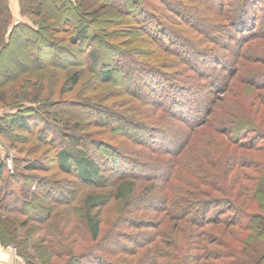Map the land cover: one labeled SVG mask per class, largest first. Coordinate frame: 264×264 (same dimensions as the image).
<instances>
[{
  "label": "trees",
  "instance_id": "16d2710c",
  "mask_svg": "<svg viewBox=\"0 0 264 264\" xmlns=\"http://www.w3.org/2000/svg\"><path fill=\"white\" fill-rule=\"evenodd\" d=\"M52 1L57 14L47 17V4L42 0L33 4L36 7L31 13L42 24L35 20L13 24L8 0H0V63L6 58L2 49L11 45L19 32L25 44L42 42L45 34L51 33L53 41L62 45L39 44L30 49L33 71L54 66L58 58L72 61L75 53L91 60L92 66L127 55L129 69L113 65L97 73L98 83L116 82L121 86L111 96L128 95L124 103L119 98L106 106L109 111L104 113L127 124L133 133L144 132L149 143L159 137L164 148L145 145L135 135H125L130 137L129 145L125 140L119 143L124 135L113 130L108 120L103 124L87 120L88 125L97 127L91 134L99 137L92 139L93 149H87L79 133L80 123L71 125L70 117L56 108L60 101L39 92L28 105L0 115V137L13 147L18 141L27 143L32 138L47 146L39 159H13V172L0 156V243L15 246L27 264H81L83 259L94 264H126L122 261L128 260L119 259V255H134L145 246L149 247L136 264H243L241 259L253 262L248 248L255 239L264 244V159L251 155L247 158L240 150L264 152V124L259 121H264V0H212L216 1L213 5L208 0H91L90 4L85 0ZM18 4L22 15L29 13L30 3L27 10L24 0H18ZM196 16L204 24L194 25L191 20ZM215 29L236 33H228V42L219 45L211 32ZM56 33L64 35L58 38ZM144 43L153 49L138 47V59L125 52L128 45ZM217 46L223 53H218ZM181 47H187L184 52L190 57L180 55ZM51 49L59 53L47 58ZM230 53L232 61L226 64ZM143 54L154 58L147 61L146 56L142 59ZM192 58L213 66L214 71H202L198 63H190ZM219 68L228 73L222 83L218 82ZM80 76V71L70 76L68 90L78 84ZM42 77L46 75L37 76L41 85ZM132 78L135 86L130 88ZM138 82L148 91L150 100L141 95ZM190 83L192 88L188 87ZM205 86L213 87V95L209 97L208 93L204 99L197 93ZM41 88L37 86L36 91ZM216 92L220 96L214 97ZM135 97L137 108L126 110L128 101ZM201 102H208L203 116L195 109ZM116 103L125 106L121 113L111 109L116 108ZM170 123L184 129L177 143L171 139L174 129ZM11 131L22 132L25 137H12ZM18 148L21 152L22 147ZM44 159L53 164L44 163ZM164 160L165 168L161 166ZM150 166L156 172H150ZM20 167L37 174L24 175L16 171ZM136 167L137 175L123 174V170L133 172ZM57 172L64 177L58 178ZM68 176L78 189L93 190L81 205L76 201L79 191L59 190L61 184H67ZM137 180L148 183L143 187L147 191L139 192L140 196L151 191L161 194L154 199L161 205L154 208L155 214H162L155 232L139 241L140 235L119 229L108 238L113 245L102 248L98 242L103 219L100 211L129 196ZM51 191L58 194L52 195ZM66 192L69 196L63 194ZM249 200L257 203L255 209L248 207ZM129 205L127 202L118 216L120 227L135 228L124 211ZM168 220L173 221L175 233L162 227L171 228ZM65 224H71L70 231ZM86 232L90 247L76 254L65 240L72 233L80 236ZM180 232H189L183 244L177 240ZM120 241L136 243L135 248H121ZM60 257L68 259L59 263Z\"/></svg>",
  "mask_w": 264,
  "mask_h": 264
},
{
  "label": "rangeland",
  "instance_id": "374dc122",
  "mask_svg": "<svg viewBox=\"0 0 264 264\" xmlns=\"http://www.w3.org/2000/svg\"><path fill=\"white\" fill-rule=\"evenodd\" d=\"M43 3H45V5L47 4L50 8H49V13L47 12L46 14H44L45 17L47 16H51L52 14H57V12L54 10V2L52 0H42ZM87 1L88 4H90L91 0H85ZM211 1V2H210ZM8 2H10L8 0ZM28 3H30L29 5V13H26L25 15H22L21 13H19L16 8H18V6H13L11 4H9L10 7V13L12 15V22L13 24H16L18 22H24V23H31L32 20L38 21L42 24L41 19L36 18L34 16L33 13H31L33 11V9H35L36 6H33V4H36V0H24V7L26 8L25 10H27V6ZM209 4L213 5L216 4L215 2H213L212 0H208L207 1ZM213 3V4H212ZM27 11V12H28ZM26 12V11H25ZM201 12V11H200ZM213 13V12H212ZM202 16L204 17V15L202 14ZM1 19V18H0ZM201 17H194L191 21L194 25H198V24H204L203 21H201ZM114 29V28H113ZM117 30V28H116ZM213 30V29H212ZM2 32V22L0 21V34ZM213 32L214 36L216 35L217 38H215L216 42L220 45L224 42H228V33L232 32V33H236L235 30H214L211 31ZM56 35H58L59 37H62L64 34L62 33H56ZM91 36V35H90ZM16 38L14 41L11 42V45H9L8 47L2 49L1 54L5 53L6 54V58L3 60V62L0 63V115H4L6 113H11L14 111H17V107H19L20 105H28V103L30 101H33V97H36L37 95H39L38 93L41 92V95L43 97H48L51 98L52 100L60 101L59 104H57L56 108H58L59 111H61L62 113H65L64 115H68L71 120L70 124L72 125L74 122H78L80 123V130L79 133L82 135V140H84L86 148L90 149L94 147L93 144H91V141H93L92 139H96L99 138L98 136L92 135L91 132L95 131L97 129L96 126L93 125H88L87 120L90 121H97V123L99 124H103L104 121L108 120L110 123V127L115 130H119L120 133H123L124 137L122 136V138H119V143H121L123 140H125V142L127 143V141H129L127 138L128 136H138L140 137L141 141L143 142V144H150L152 146H154L157 149H161L163 150V146H161L162 144L159 142V137L152 143H149L148 139H147V134H139V133H133L132 131H129V127L128 125H122L120 124L121 122H119L116 119H113L109 116H107V114H105L104 112H108L109 105L114 104L113 101H116L117 99H121L122 103H124L125 99H127L128 95L123 94L120 97H116L111 96L110 94H112L113 91L119 89L120 87L116 86V82L114 83H98L97 82V76H98V72L101 69H107L110 66H113L115 68H119L122 65L125 66L126 68L129 69L130 67V59L128 58L127 55H123L122 56H116L114 57V59H112L113 61H109L107 63L110 62V64L108 65L107 63L102 64V60L99 63H94V66H92V62L91 60H88V58H86L85 56L83 57H79L77 53H75L73 56H71V60L72 61H67V59L64 58H58L57 59V64H55L52 67H45L42 70H38V71H33V65L34 63L31 62L30 60V54H29V50L30 49H35L38 47L39 44H47L49 46H51V44H55L56 46H62L59 43H57V41H53L52 37H51V33L49 35L45 34L44 37V41H40L38 43H34V45H29V44H25V40H24V35L22 32H19V34L17 33L15 35ZM142 46V47H141ZM129 47V48H128ZM128 47H124L125 52L131 54L132 56H134L135 58H140V52L138 50V47L141 48H145V49H153L152 45H148L146 43H144L143 45H128ZM140 48V49H141ZM128 52H127V51ZM187 50V47H181L179 48V51L181 52L180 55H185V57H190V55L186 54L184 51ZM51 52L46 54L47 58H53V56L55 54H58L59 52L57 50H50ZM217 51L218 53H223V50L220 48V46H217ZM11 53V54H10ZM144 55V54H143ZM146 56V57H145ZM146 59H145V58ZM182 57V56H181ZM194 57V56H193ZM227 63L232 61L233 58V53L228 54L227 55ZM2 58V57H1ZM0 58V61H1ZM152 58H154L153 56L151 57H147V55H144L142 57V59L145 60H152ZM193 59V58H192ZM112 63V65H111ZM191 64L196 65V63H198V67H201L202 71H214V69H212L209 64H201L199 62V59L195 60H191L190 62ZM84 65V66H83ZM228 66V65H227ZM84 67V68H83ZM196 67V66H195ZM264 67V65L262 66ZM101 68V69H100ZM221 68H219V70L217 71V74H220V77H218L219 79V83H222L224 79H227L228 73L227 72H223L220 70ZM228 70V69H227ZM81 72V76L79 79V82L77 85L73 86V88L71 90L69 89L70 83H69V78L71 75H73L76 72ZM97 75H96V74ZM225 76H221L224 75ZM39 74L42 75H46V77H42V83L44 84H40L41 82L39 81V78H37V76H39ZM216 74V75H217ZM231 79V78H229ZM120 80H123L120 79ZM237 80H235L236 82ZM40 82V83H39ZM122 82V81H121ZM192 83V82H191ZM188 84L189 88H192V84ZM37 86H41L42 88L38 91H36V87ZM130 88H132L133 86H135V78L131 79V83H130ZM137 88L140 89V93L142 96H148V91L142 88L141 82H138V85H136ZM233 90V89H232ZM213 91V87L209 86L205 89H203V91H201L200 93H197V96L201 97V98H207L208 97V93H209V97L212 96L213 94H211ZM264 92V90H263ZM211 94V95H210ZM220 96V94H218V92H216L214 94V97ZM113 97V98H112ZM177 97H179L178 93H177ZM151 98L149 97V100ZM120 101V100H119ZM113 102V103H112ZM130 102V106L129 107H120L118 103H116V108H111L113 110H115V112L119 111L120 113L124 110V107L127 109H135L137 108V105H139L136 101V97L135 98H131L130 101H128V103ZM112 103V104H111ZM141 103V102H140ZM164 103V102H163ZM166 103V102H165ZM164 103V104H165ZM60 105V106H59ZM208 105V102H201L200 104L197 103V106H195L196 109V113L198 115L203 116L205 114V108ZM55 108V107H54ZM262 111L264 113V109L262 108ZM131 112V111H130ZM129 112V114H130ZM158 113V112H157ZM157 113L155 115H157ZM259 120V118H258ZM261 121V124H264V121ZM263 122V123H262ZM219 123V122H218ZM170 127L173 130V133L170 134L171 139H173V142L177 143L178 141L181 140L182 135L184 134V129L181 125H177L176 123L172 124L170 123ZM172 125H174L172 127ZM5 128H6V124H4ZM264 127V126H263ZM169 130V128H166V131ZM12 137L15 138H22L25 137V135L21 132V133H15L13 131L10 132ZM88 133L91 136H87ZM84 135V136H83ZM125 135L127 137H125ZM30 142L27 143H21L18 141L17 146L13 147L11 144H9L8 141H6L5 139L0 137V156L1 158L4 160H6V164H7V160L11 159V161L13 159L16 160H26V159H30V158H38L41 156H44V151L47 149V146H41L39 145L37 142H35L36 140H34V138L29 139ZM121 141V142H120ZM129 145V143H127ZM161 144V145H160ZM22 147L21 152L18 151L20 150L18 147ZM90 147V148H89ZM131 148L132 145L130 144ZM18 148V149H17ZM239 150V149H238ZM242 152H244V155L248 156H254L257 159H264V152H253V151H249V150H240ZM249 158H251L249 156ZM39 159V158H38ZM148 159V158H147ZM44 163H48V165H52L53 162H50L48 159H44L43 160ZM13 163V161H12ZM165 160L161 162V166L163 168H165L166 166ZM151 165V163H149ZM8 168V167H7ZM16 168V165H15ZM9 169V168H8ZM150 172H156V169H154L153 167H148ZM10 172L14 171V167L12 165V169H9ZM56 170V169H53ZM139 170L138 167H136V169L133 172H128V171H124L123 174H131L133 176L137 175L139 172L137 171ZM17 172H20L24 175L27 174H34L37 172L34 171H29V170H25L22 169L20 167L19 170H16ZM15 171V172H16ZM247 171H251L250 169ZM51 172V171H50ZM117 172H121V171H117ZM49 172H47L46 174L48 175ZM42 175V174H41ZM56 176L58 178H63L64 174L62 173H58L56 174ZM69 177V176H68ZM66 178V176H65ZM232 178V177H231ZM68 182L67 184H61V188H59L60 191H67L69 189L77 192L78 193V197H77V203L79 205H81V200H83L85 198V196L87 194H91V192L93 191L92 189H78L79 186H77L76 183L72 182V178L69 177L66 179ZM134 180V179H131ZM122 181H129V180H122ZM140 180H137L136 183L137 186L134 189V191L129 195L126 196V198L121 199L120 201H116V202H112L113 205H111L110 207L107 206L105 208H102V210L100 211L101 213L103 212V219H102V223L100 226V240L99 245L102 248H109L110 246H112L113 244L108 242V238L111 236H114V231L117 230H125L128 231L129 234H138L140 236H138V240L141 241L143 238H146V236L149 238L151 237V235L155 232V226H157L158 224V218L160 217V215L162 214H158L154 212V208H158L161 205L158 204L156 200H154L156 197H159L160 192H155V191H151L149 194H145L143 196L139 195V192L142 191H147V190H143V187L145 185H148L147 182H138ZM121 183V182H120ZM156 186H159L160 183L159 182H155ZM232 184V183H230ZM119 185V184H118ZM117 185V186H118ZM229 185V183H228ZM230 186V185H229ZM231 188V187H230ZM229 188V189H230ZM44 189V186H43ZM42 189V190H43ZM159 189V188H158ZM96 193L99 192V190H95ZM49 193V192H48ZM52 195H56L58 194V191H51ZM69 196V194L63 193ZM60 197V196H59ZM141 197V202H137V199ZM61 198V197H60ZM62 200V199H61ZM127 202H129V206L127 208H125V212L127 213V215H129L130 220L133 223L130 224H134L135 228L133 227H127V228H123L126 227L127 225H121L122 227H120L119 223V218L118 216L120 215V213L123 211L122 209L125 207V205H127ZM248 207L253 210L255 209L257 203L255 201H248ZM142 206V207H141ZM216 217V216H215ZM80 218V217H79ZM107 218V219H106ZM118 222L117 224L114 225V223ZM122 224V222H121ZM168 224L171 227V224H173V221L168 220ZM64 226H66V230L70 231L71 229V224H65ZM115 226V227H114ZM183 226H185V224L183 223ZM163 228H166L168 231L170 232H176V228L171 227L169 228V226H165L162 224ZM189 225H186L184 228L189 229ZM220 227L223 228V225H220ZM171 229V230H169ZM187 233V234H186ZM180 234L178 233V237L177 240L180 243H185L188 238V234L189 232H186ZM73 236L71 237H67V239L65 240V243L68 244V246L70 247V249L77 253H81L83 251V249L85 247H90L91 242L88 240V233L86 232L85 235H83V233H81L80 236H78L76 233H72ZM185 234L187 235L185 237ZM180 235V236H179ZM137 236V235H136ZM176 236V235H175ZM225 239L226 236L224 237ZM75 239V240H74ZM230 240V238L228 239ZM98 242H94L95 244L98 245ZM102 242V244H101ZM136 242V241H135ZM94 244V245H95ZM119 245L121 248H129V249H134L136 243H131L128 242L127 244L124 243L123 241L119 242ZM125 245V246H124ZM8 246H12L15 249L14 251H10L7 247ZM211 246V245H210ZM134 247V248H133ZM149 246H145L144 248L140 249L137 251L136 254L134 255H126V253H122L121 255H119V259H121L123 257V259L128 260V261H122V262H126L127 263H131V264H136L137 261L139 262V259L143 258V251L145 249H147ZM213 247H216L215 245ZM100 248V247H98ZM95 249V248H94ZM0 251H4L7 252L9 254V256L4 260V262H2L0 260V264H19V263H23V264H27L26 260L17 253V250L15 248V246H13L12 244H1L0 243ZM98 251V250H97ZM247 253L250 255L251 259H253V262H251L252 264H264V244L261 240L259 239H255L252 243V247L248 248ZM17 257L21 259V262L19 260H17ZM1 258V257H0ZM68 257H60L59 259V263H62L64 261H67ZM108 259H118L117 257H112V258H108ZM140 260V261H141ZM241 261L243 262V264H251L249 263L247 260L245 259H241ZM212 262V261H211ZM210 261L204 262L205 264H211ZM200 263V264H203ZM81 264H94L92 263L89 259H83L81 261Z\"/></svg>",
  "mask_w": 264,
  "mask_h": 264
},
{
  "label": "crops",
  "instance_id": "0c3cea01",
  "mask_svg": "<svg viewBox=\"0 0 264 264\" xmlns=\"http://www.w3.org/2000/svg\"><path fill=\"white\" fill-rule=\"evenodd\" d=\"M9 4L13 5V6H18V8H16V11L19 10V4H18V0H9ZM19 12V11H18ZM20 13V12H19ZM9 256V254L7 252H4V251H0V260L2 262H4V260Z\"/></svg>",
  "mask_w": 264,
  "mask_h": 264
},
{
  "label": "built area",
  "instance_id": "2783aa9c",
  "mask_svg": "<svg viewBox=\"0 0 264 264\" xmlns=\"http://www.w3.org/2000/svg\"><path fill=\"white\" fill-rule=\"evenodd\" d=\"M7 167H8L9 169H12V161H11V159H8V160H7ZM7 248H8L10 251H14V252H15V249H14L12 246H8ZM17 260H19V261L21 262V259L18 258V257H17ZM19 264H23V263L21 262V263H19Z\"/></svg>",
  "mask_w": 264,
  "mask_h": 264
}]
</instances>
